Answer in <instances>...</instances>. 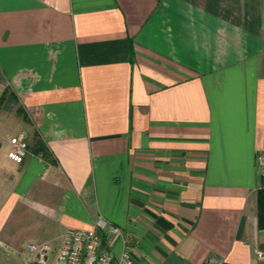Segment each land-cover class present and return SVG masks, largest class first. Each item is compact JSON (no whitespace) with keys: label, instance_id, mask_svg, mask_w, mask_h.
I'll use <instances>...</instances> for the list:
<instances>
[{"label":"crops","instance_id":"1","mask_svg":"<svg viewBox=\"0 0 264 264\" xmlns=\"http://www.w3.org/2000/svg\"><path fill=\"white\" fill-rule=\"evenodd\" d=\"M7 89L0 264L100 218L135 264H264V0H0Z\"/></svg>","mask_w":264,"mask_h":264},{"label":"built area","instance_id":"2","mask_svg":"<svg viewBox=\"0 0 264 264\" xmlns=\"http://www.w3.org/2000/svg\"><path fill=\"white\" fill-rule=\"evenodd\" d=\"M8 157L23 163L29 152L27 135L21 131L11 139ZM264 174V155L261 156ZM110 236L113 244L121 240L129 244L131 236L125 235L123 229L106 218H100L92 230L68 229L62 239V244L54 264H135L127 253L117 255L104 242ZM25 264H52L53 248L47 243L29 242L26 248ZM205 264H232L223 257L210 255Z\"/></svg>","mask_w":264,"mask_h":264},{"label":"trees","instance_id":"3","mask_svg":"<svg viewBox=\"0 0 264 264\" xmlns=\"http://www.w3.org/2000/svg\"><path fill=\"white\" fill-rule=\"evenodd\" d=\"M13 104H18L17 95L13 90L7 89L0 99V110L9 109ZM17 110L19 114L22 113L20 106ZM257 222L259 229H264V187L257 193Z\"/></svg>","mask_w":264,"mask_h":264},{"label":"rangeland","instance_id":"4","mask_svg":"<svg viewBox=\"0 0 264 264\" xmlns=\"http://www.w3.org/2000/svg\"><path fill=\"white\" fill-rule=\"evenodd\" d=\"M13 107H19L18 104H13ZM20 132L19 127L16 125H14L13 123L9 124V127L7 129V135L11 136V135H15L18 134ZM25 132V131H23ZM26 133V132H25ZM58 242H53L52 244H50L53 248V253H52V257H51V263L54 264L56 256L59 252V247H58ZM25 248V247H23ZM22 252H24L22 250ZM25 256L24 255H20V256H15L12 257V259L10 260V264H25Z\"/></svg>","mask_w":264,"mask_h":264}]
</instances>
